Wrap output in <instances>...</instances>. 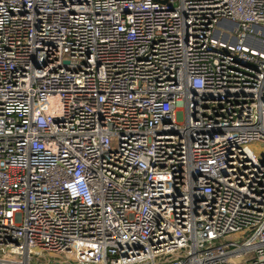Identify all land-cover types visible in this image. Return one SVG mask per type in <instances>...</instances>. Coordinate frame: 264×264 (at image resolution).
I'll list each match as a JSON object with an SVG mask.
<instances>
[{"label": "built area", "instance_id": "built-area-1", "mask_svg": "<svg viewBox=\"0 0 264 264\" xmlns=\"http://www.w3.org/2000/svg\"><path fill=\"white\" fill-rule=\"evenodd\" d=\"M261 35L264 0H0V264H264Z\"/></svg>", "mask_w": 264, "mask_h": 264}, {"label": "rangeland", "instance_id": "rangeland-1", "mask_svg": "<svg viewBox=\"0 0 264 264\" xmlns=\"http://www.w3.org/2000/svg\"><path fill=\"white\" fill-rule=\"evenodd\" d=\"M255 35H260L259 32L255 33ZM261 38L264 39V35H261L259 36ZM225 241H228V240H235L236 242H240V243H243L244 239L242 240L241 237L239 236V234H229V235H226L225 238H224Z\"/></svg>", "mask_w": 264, "mask_h": 264}, {"label": "water", "instance_id": "water-1", "mask_svg": "<svg viewBox=\"0 0 264 264\" xmlns=\"http://www.w3.org/2000/svg\"><path fill=\"white\" fill-rule=\"evenodd\" d=\"M157 1L165 2L166 0H157Z\"/></svg>", "mask_w": 264, "mask_h": 264}]
</instances>
